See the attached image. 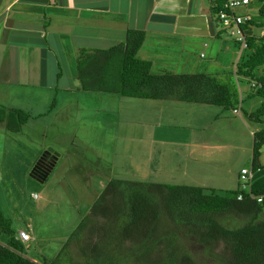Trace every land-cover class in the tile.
<instances>
[{
	"label": "crops",
	"instance_id": "0c3cea01",
	"mask_svg": "<svg viewBox=\"0 0 264 264\" xmlns=\"http://www.w3.org/2000/svg\"><path fill=\"white\" fill-rule=\"evenodd\" d=\"M218 2L0 0V105L19 109L16 107L19 101L26 102L39 92L41 97L49 98L48 104L55 106V113L59 112L60 116L56 117L58 124L64 126L74 118L78 123H91V128L94 127L89 130L90 135L80 136L79 129L67 133L68 127L64 126L65 133L53 142L46 145L40 143L60 153L51 173L43 181L45 185L64 157L61 149L68 146L72 151L81 147L85 149L88 144L102 153L100 156L108 158L111 174L117 168L120 172L131 171L132 176L142 178L159 172H177L183 177V182H193L182 185L216 190L232 189L236 184L239 186L241 171L248 169L246 165L250 162L252 164L253 136L256 132H248L242 108L241 115H237L234 109L226 110L214 105L86 92L80 89L76 76V63L81 50L111 48L124 42L130 29L146 32L147 38L138 57L152 62L154 74L195 73L192 70L198 65L193 57L199 58L198 47L210 49L208 41L222 35L220 25L212 14ZM200 57L205 56L200 53ZM217 74L220 76L221 73ZM58 96L60 102L57 101ZM30 100H27L28 103ZM90 109L93 115H84ZM28 122L26 125H30ZM26 125L20 132H11L5 122H0V138L12 139L10 135L22 133ZM117 148L122 150L120 159L114 157ZM2 153L0 151V156ZM37 159V155L32 154L28 170ZM260 163L264 167V148ZM207 164L213 167L214 172L221 173L210 175ZM7 172L2 190L12 182L13 171ZM201 173L208 176H199ZM111 179L112 175L101 185L95 202ZM5 202L8 206L14 205L12 198L7 199L0 191V208L12 222V230L17 236L22 230L31 236V241L23 243L24 254L38 263H52L70 236H65L68 239L58 244L59 240L42 236L44 233H39L38 229L34 231L29 225L17 230L10 211L4 207ZM95 202L87 211L88 215ZM46 208L43 205L40 212L43 213ZM40 212L37 209L36 214ZM53 244H58L56 251L49 250Z\"/></svg>",
	"mask_w": 264,
	"mask_h": 264
},
{
	"label": "trees",
	"instance_id": "16d2710c",
	"mask_svg": "<svg viewBox=\"0 0 264 264\" xmlns=\"http://www.w3.org/2000/svg\"><path fill=\"white\" fill-rule=\"evenodd\" d=\"M224 1L219 0L212 9L216 22ZM254 2L258 4L257 15L250 14L251 20L243 25L248 48L242 51L235 76L261 83L262 88L253 90V95L264 99V0H252L250 5ZM146 38L145 31L130 29L124 42L111 48L81 50L76 63L80 89L120 97L214 105L226 110L240 105L237 87L217 76L154 74L152 62L138 57ZM263 117L264 102L251 114L257 122H262ZM30 118L23 110L0 105V122H5L11 132H20ZM253 137L254 177L249 191H243L241 184L235 190H216L111 179L92 206L91 215L82 220L50 264H62L63 255L66 264H123L124 260L130 262V257L135 264H197L188 248L190 242L203 245L216 264H264V204L256 199L264 195V167L260 163L264 129ZM230 219L240 224L232 226L227 223ZM159 226L165 231L160 232ZM87 229L96 234V241L90 242L84 236ZM72 242L76 243L77 253ZM220 247L223 249L218 252ZM0 264H46L24 254V245L1 208Z\"/></svg>",
	"mask_w": 264,
	"mask_h": 264
},
{
	"label": "rangeland",
	"instance_id": "374dc122",
	"mask_svg": "<svg viewBox=\"0 0 264 264\" xmlns=\"http://www.w3.org/2000/svg\"><path fill=\"white\" fill-rule=\"evenodd\" d=\"M257 11L258 4L256 2L249 7H240L237 9V12L243 15L251 14L256 16ZM220 29L222 30V35L219 38L208 41L210 42V49L198 47L200 50L198 54L199 58L193 57L195 64L198 66L192 71L195 73L207 72L214 76L218 75L217 73H221L220 76L217 77L224 83H230L236 86L239 91L243 121L246 123L248 132L263 130L264 117L262 122H257L251 118V114L261 107L264 99L257 95H253V89L249 80L235 76L236 65L242 52L236 38L222 26H220ZM200 53H203L205 57L201 58ZM209 66L211 68H209ZM55 87H57V84ZM55 90H57V88ZM35 95L36 96H33V98H28L31 99L29 103L27 101L28 99H25L26 102L19 101L16 106L19 107L20 110L30 114L31 118L28 122L30 125L25 124L26 127L20 134H11L10 136L12 139L6 140L0 138V151L3 152L2 156H0V191L1 194L5 193L7 199L12 198L13 207L8 206L6 202L4 207L10 211V215L13 217L14 227H17V230L19 227H26L29 225L34 231L38 229L39 233H44L42 236L48 235L51 236L50 239L54 238L53 240H59V242H57L58 244L61 242L64 243L68 239L65 236L68 235V237H71L82 220L87 217V211L90 209L92 203L95 202V197L100 192L101 185L107 182L108 177L111 175L112 179H131L163 185L193 183L188 181L183 182V177L177 172L172 174L159 172L142 178L138 175L132 176L133 174L131 171L120 172L117 168L115 170L113 169V174H111V164L108 162L109 160L107 161L108 158L106 159L100 156L102 153H98L95 147H90L86 144L84 147L85 149L81 147L72 151L69 146L67 149H69L70 152L67 149H61L64 151V157L60 159L59 165L51 174L47 185H45V183L31 175L39 157H42L49 148H53L51 146L45 148L46 146L44 147L40 143L46 145V143L53 142L58 136L65 133L63 130L64 128H62L64 126L65 128L68 127L67 133L79 129L80 136H86V134L90 135L89 130L94 129V127L91 128V123H78L74 118L70 121L71 123L68 122L64 126L60 123L58 124L59 121L56 120V117L60 116V114L58 115L59 112L55 113V106L48 104L49 98L47 96L41 97V93L39 92H35ZM54 95L55 94H52V96ZM57 101L60 102V96L57 97ZM32 105H34V107L30 110ZM86 114L88 117H91L93 115L92 109L84 112V115ZM244 124L243 126H245ZM239 127L240 125L235 128ZM229 129L234 133L231 127H229ZM26 137L29 139L26 140ZM68 137L70 140V135ZM222 143L227 144L226 142ZM117 150L118 151H115L114 157L115 159H120L122 157V150L120 148H117ZM32 154L33 156L34 154L37 155L38 159L28 170L27 168L29 167L28 164L30 163ZM106 157H108V155ZM207 167L210 175L216 174V176H218L219 173H221L214 172L213 167L209 164H207ZM246 167L250 169L251 162L247 164ZM7 170L13 171L11 176L12 182L10 181V186L7 184L6 188L2 190V184L8 176ZM89 174L92 176L89 177ZM199 176L207 177L208 174L201 173ZM240 183L241 181L239 178L238 185ZM237 188L236 184L234 188L228 190H235ZM35 195L37 197H35ZM43 205L47 206V208L41 213L40 209ZM37 209L40 212L38 215L36 214ZM90 215L91 213L88 216ZM230 220L227 223L232 224V226L240 224ZM159 228L160 232L164 230L160 226ZM88 231L89 229L85 231L84 236L90 239V242L96 241V234L92 231L88 233ZM170 231L173 232V228ZM1 241H3V239ZM75 242H72L73 245L72 243L71 245L73 250L77 253ZM57 245L53 244L49 250L56 251ZM188 248L197 264H216L203 245H199L197 242H190ZM222 249L223 247H220L217 251L219 252ZM69 250L71 252L70 247ZM125 256L126 254H123V257ZM27 257L30 258L31 256L29 255ZM130 259V262L124 260L123 264H135V260L131 257ZM65 261L66 256L63 255L61 263L66 264ZM136 264L140 263L136 262Z\"/></svg>",
	"mask_w": 264,
	"mask_h": 264
},
{
	"label": "built area",
	"instance_id": "2783aa9c",
	"mask_svg": "<svg viewBox=\"0 0 264 264\" xmlns=\"http://www.w3.org/2000/svg\"><path fill=\"white\" fill-rule=\"evenodd\" d=\"M252 0H226L224 1L223 8L218 15V23L224 29H226L233 37L236 38L241 52L248 48L247 34L244 31L243 25L251 20V15H243L237 12L240 7H249ZM251 87L253 90H259L262 88V84L256 80H251ZM241 99V98H240ZM241 101V100H240ZM234 114L241 115V103L233 110ZM254 177L252 168L243 169L241 171L240 181L241 189L243 191H249ZM35 197H37L35 195ZM242 198V195L239 197ZM258 202L264 204V195L256 197ZM18 238L22 243L31 241V236L28 232L22 230L18 232Z\"/></svg>",
	"mask_w": 264,
	"mask_h": 264
},
{
	"label": "water",
	"instance_id": "95a60500",
	"mask_svg": "<svg viewBox=\"0 0 264 264\" xmlns=\"http://www.w3.org/2000/svg\"><path fill=\"white\" fill-rule=\"evenodd\" d=\"M49 156L52 157V160L50 163L48 162V164L45 165V158ZM60 156V154L58 152L55 151V149L53 148H49L43 155L42 157L38 160V162L36 163V165L34 166L31 175L35 176V175H39L38 176V180L39 181H45L47 179V177L49 176V174L51 173L52 169L55 166V163L58 159V157ZM42 166H44V168H42ZM42 168V170H41Z\"/></svg>",
	"mask_w": 264,
	"mask_h": 264
},
{
	"label": "flooded vegetation",
	"instance_id": "af4514ba",
	"mask_svg": "<svg viewBox=\"0 0 264 264\" xmlns=\"http://www.w3.org/2000/svg\"><path fill=\"white\" fill-rule=\"evenodd\" d=\"M51 161H53V160H52V157L47 156V157L45 158V165L48 164V162L50 163ZM42 168H44V166H42ZM42 168H41V170H42ZM38 176H39V175H38Z\"/></svg>",
	"mask_w": 264,
	"mask_h": 264
}]
</instances>
